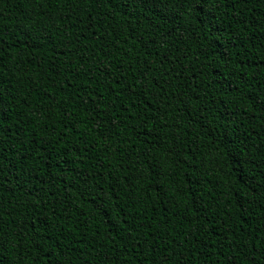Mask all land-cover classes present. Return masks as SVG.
<instances>
[{
  "label": "trees",
  "instance_id": "16d2710c",
  "mask_svg": "<svg viewBox=\"0 0 264 264\" xmlns=\"http://www.w3.org/2000/svg\"><path fill=\"white\" fill-rule=\"evenodd\" d=\"M0 264H264V0H0Z\"/></svg>",
  "mask_w": 264,
  "mask_h": 264
}]
</instances>
